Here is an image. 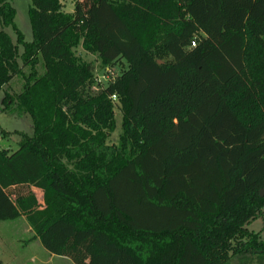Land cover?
I'll use <instances>...</instances> for the list:
<instances>
[{
    "label": "trees",
    "instance_id": "1",
    "mask_svg": "<svg viewBox=\"0 0 264 264\" xmlns=\"http://www.w3.org/2000/svg\"><path fill=\"white\" fill-rule=\"evenodd\" d=\"M14 19L0 0L18 36L0 30L2 111L32 134L0 150V222L74 264H264L247 228L264 214V0H31L30 43ZM79 48L126 69L101 86Z\"/></svg>",
    "mask_w": 264,
    "mask_h": 264
},
{
    "label": "rangeland",
    "instance_id": "2",
    "mask_svg": "<svg viewBox=\"0 0 264 264\" xmlns=\"http://www.w3.org/2000/svg\"><path fill=\"white\" fill-rule=\"evenodd\" d=\"M11 6L15 9L14 25L22 35L25 43H30L33 39L29 8L31 0H8ZM75 0H62L64 11L72 13L74 10ZM0 30L5 31L10 35L11 39L16 43L17 34L12 26L4 27L0 22ZM23 52V45H19V54ZM77 54L92 62L96 67L97 82L101 86H107L114 83L120 76L122 71L126 69V65L117 64L110 68L102 69L97 61V58L86 54L81 48L77 49ZM21 63V61H20ZM37 71L40 75L45 72L44 67L38 65ZM26 75L30 69L25 68ZM24 80L22 77L14 78L8 87L12 92L20 93L23 90ZM5 96V89L0 91V150L14 152L18 149L20 136L18 133L26 135L32 134L30 119L18 118L4 113L2 104ZM122 116L119 111H116V131L111 135L109 143H116L121 132ZM18 194H26L28 189L21 188L16 190ZM40 197V193L35 191ZM249 232L262 234L264 240V214L252 222L248 227ZM0 262L1 264H74L71 259L51 255L43 246L41 240L34 237L32 230L22 217L12 222H0ZM235 262V258L234 261ZM237 262V261H236Z\"/></svg>",
    "mask_w": 264,
    "mask_h": 264
},
{
    "label": "built area",
    "instance_id": "3",
    "mask_svg": "<svg viewBox=\"0 0 264 264\" xmlns=\"http://www.w3.org/2000/svg\"><path fill=\"white\" fill-rule=\"evenodd\" d=\"M192 46L194 47L195 46V43H193ZM113 99H115V97Z\"/></svg>",
    "mask_w": 264,
    "mask_h": 264
},
{
    "label": "water",
    "instance_id": "4",
    "mask_svg": "<svg viewBox=\"0 0 264 264\" xmlns=\"http://www.w3.org/2000/svg\"><path fill=\"white\" fill-rule=\"evenodd\" d=\"M261 196H263V194Z\"/></svg>",
    "mask_w": 264,
    "mask_h": 264
}]
</instances>
